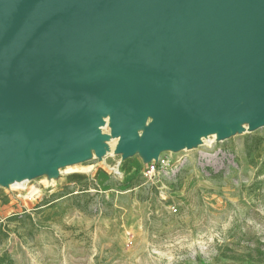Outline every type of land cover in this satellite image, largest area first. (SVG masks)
Here are the masks:
<instances>
[{
  "label": "water",
  "instance_id": "water-1",
  "mask_svg": "<svg viewBox=\"0 0 264 264\" xmlns=\"http://www.w3.org/2000/svg\"><path fill=\"white\" fill-rule=\"evenodd\" d=\"M108 112L126 154L150 114L154 158L264 124V0H0L1 174L102 153Z\"/></svg>",
  "mask_w": 264,
  "mask_h": 264
},
{
  "label": "rangeland",
  "instance_id": "rangeland-1",
  "mask_svg": "<svg viewBox=\"0 0 264 264\" xmlns=\"http://www.w3.org/2000/svg\"><path fill=\"white\" fill-rule=\"evenodd\" d=\"M148 121L134 153L109 127L102 153L1 177L0 264H264V124L149 158Z\"/></svg>",
  "mask_w": 264,
  "mask_h": 264
},
{
  "label": "bare ground",
  "instance_id": "bare-ground-1",
  "mask_svg": "<svg viewBox=\"0 0 264 264\" xmlns=\"http://www.w3.org/2000/svg\"><path fill=\"white\" fill-rule=\"evenodd\" d=\"M106 115H109V120H105V121H103V116H106ZM110 115H111V112H108L107 114H105V115H99L98 116V119H99V122L95 125V131L97 132V134L100 136V142H101V138H102V136L105 134V132H107V129L109 128V127H111V119H110ZM107 118V117H106ZM146 120H149L148 121V124H147V126L144 128V130H143V132L145 131V129L148 127V125H149V123L151 122V120H152V116L150 115V114H148L146 117H145V119L141 122V123H139V124H137L136 125V136H137V144H138V135H137V132L138 131H140V129L141 128H143V123L146 121ZM109 121H110V126L108 125V123H109ZM241 122H237V128H233V127H230V126H228L227 124H224L223 126H222V128H212V129H219V130H216V131H214V135L216 136V135H219L222 131L221 130H224V128H225V126H228V127H230V128H232L233 130H235V129H238L239 127H240V124ZM248 125H249V121H248ZM111 129V128H110ZM212 129H210V130H212ZM249 129H250V127H249ZM209 130H207L206 132H208ZM143 132H142V135H143ZM205 132H202V133H199V134H196L195 135V139L198 141V139L199 138H197V135H200V134H204ZM119 135V143L117 144V142H118V140L116 141V140H114L113 138L111 139V141L113 142V147H118V150H119V148L121 147V144H120V134H118ZM118 135H116V137H118ZM142 135H141V141H142ZM104 137V136H103ZM108 138V137H107ZM106 141H107V139H105ZM89 144V145H86V144ZM103 143V142H102ZM101 143V144H102ZM83 148H82V150L81 151H79V147H76L75 148V152H76V158H74V159H72V160H66V161H64L65 163H60V153L58 154V156H57V162H56V164H55V166H57V165H63V164H66L68 161H72V162H75V161H77V160H80L81 158H85V157H87V156H89L90 154H91V150H92V146H91V144L89 143V142H87V140H84L83 141ZM116 145V146H115ZM139 145V144H138ZM184 145L187 147V143H186V141L184 140V142H183V145L181 146V148L182 147H184ZM111 146V145H110ZM140 146H141V151L142 152H145V150H144V148L142 147V143L140 142ZM102 145H101V151H102ZM136 148H137V145H136ZM136 148H135V150H136ZM164 149L165 148H169V146H165V147H163ZM163 148H161L160 150H159V152L161 151V150H163ZM134 150V151H135ZM151 151H152V149H151ZM150 154L151 153H149V154H147L148 155V157L150 156ZM152 155H153V151H152ZM37 158H40V161H43V162H45L44 163V166L43 167H38V164L36 163V159ZM150 158V157H149ZM153 158H154V155H153ZM25 160V158H22L21 159V161L23 162ZM47 162H48V160H47ZM45 160H41V155H38V156H36L35 157V163L37 164V169H33L32 167H30V168H26L25 169V171L24 172H31V171H33L34 173H36L39 169H41V171L42 172H44L43 170H44V168L47 166V165H49L48 163H47ZM1 165H2V162L0 161V169H1ZM41 166V165H40ZM60 167V166H59ZM15 172H18V171H13V174L15 173ZM24 172H21V173H19V174H24ZM38 172H40V171H38ZM13 174L11 175V177L13 176ZM25 175V174H24ZM1 177H8V179H9V177L10 176H7V175H3V174H1V172H0V182L1 183H3V179L1 178ZM27 178V177H26ZM20 186V185H19Z\"/></svg>",
  "mask_w": 264,
  "mask_h": 264
}]
</instances>
